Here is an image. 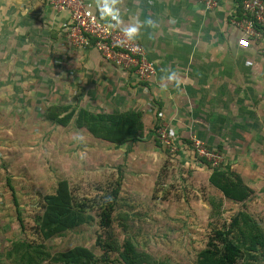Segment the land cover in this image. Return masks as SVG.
Wrapping results in <instances>:
<instances>
[{
	"label": "rangeland",
	"instance_id": "1",
	"mask_svg": "<svg viewBox=\"0 0 264 264\" xmlns=\"http://www.w3.org/2000/svg\"><path fill=\"white\" fill-rule=\"evenodd\" d=\"M6 38L0 43V264H25L27 256L33 264H46L54 254L75 247L81 248V255L83 250L94 254L96 261L90 264H124L120 245L126 239L156 264H218L203 254L212 229L227 225L241 211L244 215H238L231 234L242 249L235 264H264V189L250 188L242 203L225 198L208 180L214 167L245 181L242 171L225 163L223 148L192 137L219 157L213 167L192 151L183 158L180 141L190 138L179 137L162 114L157 120V110L150 126L143 122V140L121 146L100 141L72 122L63 126L45 120L53 103L78 101L77 106L95 111L110 106L106 98L113 99L105 94H62L66 88L51 68V47L43 49L33 40L22 46L12 35ZM154 122L176 134L173 145L160 141ZM77 134L82 142L75 139ZM119 170L123 179L112 222L103 229L97 222L98 204L106 199ZM60 179L67 180L75 202L91 205L85 208L91 218L45 237L37 218L45 196L55 192Z\"/></svg>",
	"mask_w": 264,
	"mask_h": 264
},
{
	"label": "crops",
	"instance_id": "2",
	"mask_svg": "<svg viewBox=\"0 0 264 264\" xmlns=\"http://www.w3.org/2000/svg\"><path fill=\"white\" fill-rule=\"evenodd\" d=\"M86 1L105 18L98 0ZM118 7L123 24L142 23L135 40L155 67L149 82L103 59L93 46H71L68 12L47 0H0L6 20L0 19V36L5 35L0 43L12 35L22 46L33 40L51 47V68L66 88L62 94L110 95L113 102L105 99L110 106L95 111L138 109L147 126L157 110L179 137L223 148L225 163L242 171L248 187L264 189V38L246 48L238 45L239 32L230 23L238 0H217L209 10L196 0H118ZM171 72L179 83L167 80ZM182 152L187 158L184 147Z\"/></svg>",
	"mask_w": 264,
	"mask_h": 264
},
{
	"label": "trees",
	"instance_id": "3",
	"mask_svg": "<svg viewBox=\"0 0 264 264\" xmlns=\"http://www.w3.org/2000/svg\"><path fill=\"white\" fill-rule=\"evenodd\" d=\"M238 3L240 5L241 0H238ZM237 10H239V7ZM155 114L157 120H159L160 113L157 111ZM43 118L53 124L63 126L72 122L76 127L86 129L95 138L109 142L114 146H121L125 143L133 144L144 138L143 112L134 108L115 112H97L76 104L53 103L46 109ZM152 124H154L153 126L156 130L160 128V124L156 122ZM157 126L159 127L157 128ZM182 140L186 149L191 140ZM198 158H201L202 161L205 159L203 157ZM207 165L213 167L211 161H208ZM122 179L123 176L121 170H119V175L111 185L106 199L98 204L99 212L97 214L99 219L97 222L103 229L108 228L112 222L111 213L119 195ZM208 180L222 192L225 198L234 203L245 202L250 196V187L237 176L229 175L228 171H225L222 167H214L212 173L208 176ZM44 199L46 205L42 215L37 220L40 221L38 230L45 237L58 235L65 230L87 222L91 218L85 210L91 205L83 201L75 202L73 200L66 179H60L56 185L55 192L46 195ZM241 212L235 214L227 225H215L213 227L212 235L209 236L207 241V247L203 250L206 259L218 262V264H235L242 257L240 243L231 236L232 228L236 225L238 215ZM27 246L29 247L28 244ZM120 248L122 251L121 259L124 264H156L157 262L144 251L138 250L128 239L121 243ZM51 261L52 264H90L95 262L96 258L88 250H83L81 255V248L75 247L71 250L54 254L52 259L50 258L46 264H51ZM199 262L203 264L205 260ZM25 264H33L30 256H27ZM160 264L169 263L164 261ZM244 264L253 263L245 262Z\"/></svg>",
	"mask_w": 264,
	"mask_h": 264
},
{
	"label": "built area",
	"instance_id": "4",
	"mask_svg": "<svg viewBox=\"0 0 264 264\" xmlns=\"http://www.w3.org/2000/svg\"><path fill=\"white\" fill-rule=\"evenodd\" d=\"M205 9L217 6V0H196ZM57 10L68 12L66 39L70 45L78 47L93 46L102 58L115 64L133 69L139 80L146 81L155 74V67L148 60L146 52L135 38L129 40L122 31L112 27L109 18H101L91 10V3L86 0H47ZM231 25L239 32L237 43L249 47L252 42L264 38V0H241L239 10L230 16ZM161 142L172 144L174 135L166 124L157 129ZM185 149L197 154V157L212 160L213 165L219 157L213 149L206 147L202 140L190 138ZM194 157V156H193ZM205 158V159H206Z\"/></svg>",
	"mask_w": 264,
	"mask_h": 264
},
{
	"label": "clouds",
	"instance_id": "5",
	"mask_svg": "<svg viewBox=\"0 0 264 264\" xmlns=\"http://www.w3.org/2000/svg\"><path fill=\"white\" fill-rule=\"evenodd\" d=\"M98 11L102 17L109 18L112 21V27L118 28L124 33V35L129 39H134L138 35L142 23L139 19H134L133 22L129 24H123L120 18V9L118 7V0H98L97 4ZM148 24H152L151 20L147 21ZM167 80H175L179 83V78L176 72H171L167 76ZM76 140L82 142L83 137L77 134L75 137Z\"/></svg>",
	"mask_w": 264,
	"mask_h": 264
}]
</instances>
